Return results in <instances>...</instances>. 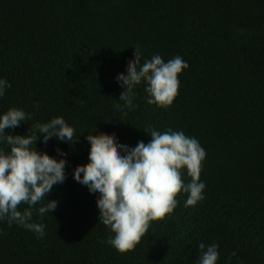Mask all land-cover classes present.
<instances>
[{
	"label": "trees",
	"instance_id": "trees-1",
	"mask_svg": "<svg viewBox=\"0 0 264 264\" xmlns=\"http://www.w3.org/2000/svg\"><path fill=\"white\" fill-rule=\"evenodd\" d=\"M136 49L142 63L157 53L188 63L171 106L148 104L146 83L133 107L119 105L117 77L127 79ZM0 78L11 84L0 115L15 107L31 116L6 134L55 117L75 129L72 142H37L52 157L67 154V178L47 197L56 210L33 212L43 239L0 221V264H197L201 242L219 246L218 264H264V0H0ZM153 128L182 131L206 150L204 199L185 207L181 193L172 214L120 253L74 169L89 163V134L135 147Z\"/></svg>",
	"mask_w": 264,
	"mask_h": 264
},
{
	"label": "clouds",
	"instance_id": "clouds-1",
	"mask_svg": "<svg viewBox=\"0 0 264 264\" xmlns=\"http://www.w3.org/2000/svg\"><path fill=\"white\" fill-rule=\"evenodd\" d=\"M136 53L127 79L123 74L117 77L123 90L119 105L133 107L135 87L146 83L148 104L171 106L179 94V77L189 68L188 63L179 55L165 62L158 53L142 63L141 51L136 49ZM10 87L6 78H0V98ZM117 111L122 109L117 106ZM28 119L30 114L15 107L0 115V144L9 148H0V221L7 219L10 227L15 223L43 239L46 225L33 222V212L43 217L56 210L58 202L48 201L47 197L54 185L66 180L68 162L66 153H59L65 158L57 159L38 151L36 145L41 135L45 144L54 137L72 142L75 129L63 117H55L30 127L25 135L6 134V129H15ZM148 134L151 140L140 141L135 147L120 144L106 134H89V163L74 169L73 178L86 186L97 201L99 224L114 234L106 243L120 253L134 250L152 222L172 214L181 193L187 194L185 207L204 199L206 185L200 177L206 150L200 142L172 129L160 132L153 128ZM185 169L191 177L188 183L182 176ZM43 201L46 203L36 207ZM21 203L28 205L23 211L18 210ZM199 249L197 264H218L216 243L206 246L201 242Z\"/></svg>",
	"mask_w": 264,
	"mask_h": 264
}]
</instances>
